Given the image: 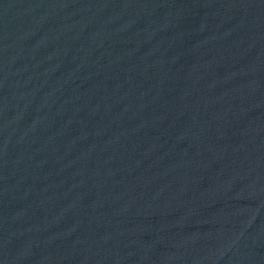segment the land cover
Segmentation results:
<instances>
[{
  "label": "water",
  "instance_id": "obj_1",
  "mask_svg": "<svg viewBox=\"0 0 264 264\" xmlns=\"http://www.w3.org/2000/svg\"><path fill=\"white\" fill-rule=\"evenodd\" d=\"M0 264H264V0H0Z\"/></svg>",
  "mask_w": 264,
  "mask_h": 264
}]
</instances>
